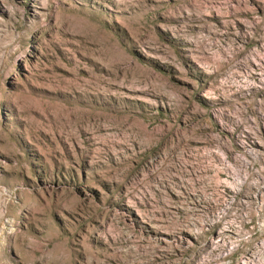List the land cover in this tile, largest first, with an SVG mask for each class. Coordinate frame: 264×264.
Returning <instances> with one entry per match:
<instances>
[{"label":"rangeland","instance_id":"1","mask_svg":"<svg viewBox=\"0 0 264 264\" xmlns=\"http://www.w3.org/2000/svg\"><path fill=\"white\" fill-rule=\"evenodd\" d=\"M0 264H264V0H0Z\"/></svg>","mask_w":264,"mask_h":264}]
</instances>
